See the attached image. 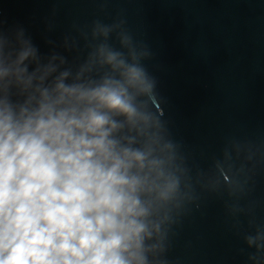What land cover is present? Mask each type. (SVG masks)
<instances>
[{
	"label": "clouds",
	"instance_id": "clouds-1",
	"mask_svg": "<svg viewBox=\"0 0 264 264\" xmlns=\"http://www.w3.org/2000/svg\"><path fill=\"white\" fill-rule=\"evenodd\" d=\"M120 28L94 21L75 72L0 35V264H167L190 177ZM246 242L264 264V230Z\"/></svg>",
	"mask_w": 264,
	"mask_h": 264
},
{
	"label": "water",
	"instance_id": "water-1",
	"mask_svg": "<svg viewBox=\"0 0 264 264\" xmlns=\"http://www.w3.org/2000/svg\"><path fill=\"white\" fill-rule=\"evenodd\" d=\"M97 20L119 23L148 53L162 120L185 157L192 199L161 259L254 264L246 237L264 230V0H0L8 47H20L22 31L44 61L63 57L73 72ZM109 42L120 49L115 33Z\"/></svg>",
	"mask_w": 264,
	"mask_h": 264
}]
</instances>
